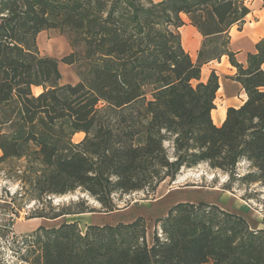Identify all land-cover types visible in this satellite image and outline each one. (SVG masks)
Masks as SVG:
<instances>
[{
  "label": "trees",
  "instance_id": "16d2710c",
  "mask_svg": "<svg viewBox=\"0 0 264 264\" xmlns=\"http://www.w3.org/2000/svg\"><path fill=\"white\" fill-rule=\"evenodd\" d=\"M249 12L245 0H0V163L26 160L21 180L35 200L81 190L104 211L114 194L154 191L201 163L234 177L245 161L240 179L264 187V38L245 67L229 49ZM182 14L202 37L196 63ZM46 30L68 36L60 61L37 49ZM223 56L247 98L216 126L218 77L200 76ZM59 62L78 68L77 83H61ZM146 232L142 216L84 231L39 226L34 264H264V231L215 204L177 203L155 220L150 244Z\"/></svg>",
  "mask_w": 264,
  "mask_h": 264
},
{
  "label": "rangeland",
  "instance_id": "374dc122",
  "mask_svg": "<svg viewBox=\"0 0 264 264\" xmlns=\"http://www.w3.org/2000/svg\"><path fill=\"white\" fill-rule=\"evenodd\" d=\"M245 1L252 12L264 10V0ZM181 18L184 22L182 28L192 27L186 15L182 14ZM235 29L236 27L233 30ZM36 46L41 55L54 57L58 61L72 51L68 36L57 30L40 32L36 37ZM190 57L193 63H196L197 52L195 56ZM58 67L62 84L78 82V68L75 65L59 62ZM193 84L196 82L193 81ZM40 90L33 88L35 94ZM83 137V134L74 135L73 142L77 143ZM26 166L25 159H11L0 163V264H34L35 256L38 255V244L30 235L39 226L57 227L64 221H69L70 217L59 221L46 218L34 221L36 218L31 217L38 213L51 214L62 209L75 211L86 207L94 211L87 212L94 216L89 222L110 225L130 222L142 216L146 222L149 244L155 220L164 217L170 207L180 202L215 204L222 210L242 216L251 229L264 231V187L260 183L247 184L240 179L248 172V164L245 161L237 164L234 177L201 163L189 169H182L174 181L166 179L154 191L114 194L111 197L112 211H104L97 200L81 190L54 198L48 197L49 203L35 200L25 191L21 180ZM78 223L84 231L85 222ZM18 235L23 236L21 240L16 239Z\"/></svg>",
  "mask_w": 264,
  "mask_h": 264
},
{
  "label": "crops",
  "instance_id": "0c3cea01",
  "mask_svg": "<svg viewBox=\"0 0 264 264\" xmlns=\"http://www.w3.org/2000/svg\"><path fill=\"white\" fill-rule=\"evenodd\" d=\"M247 7L249 8L248 5ZM234 27H236L235 30H233ZM179 33L184 50L189 54V56H195L196 52L198 53L201 48V35L194 27H181L179 28ZM229 35V49L235 54L236 62L245 67L248 53H254L255 44L260 39L264 38V10H258L257 12H252L250 10L249 14L245 17L241 28L238 29L237 25L233 26L230 29ZM212 71H214L218 77L219 88L216 92V98L214 101L215 109L211 111V118L214 125L220 126L225 120L227 109L230 107L238 108L244 103L247 96L241 85L231 79L236 74V68L231 66L226 56L221 57L220 60H214L203 64L201 67L200 82L205 83ZM65 217H70V220L66 221V223L76 222L79 228H81V225L78 222L81 221L85 222L83 225L84 228L88 225H104L103 222H89V220L94 217L90 213L65 215L53 220L59 221ZM95 218L97 219V217ZM35 220L39 221L41 219L36 218L34 221Z\"/></svg>",
  "mask_w": 264,
  "mask_h": 264
},
{
  "label": "built area",
  "instance_id": "2783aa9c",
  "mask_svg": "<svg viewBox=\"0 0 264 264\" xmlns=\"http://www.w3.org/2000/svg\"><path fill=\"white\" fill-rule=\"evenodd\" d=\"M0 221H2V220H0ZM22 237H23V236L18 235V236H16V239L21 240Z\"/></svg>",
  "mask_w": 264,
  "mask_h": 264
},
{
  "label": "water",
  "instance_id": "95a60500",
  "mask_svg": "<svg viewBox=\"0 0 264 264\" xmlns=\"http://www.w3.org/2000/svg\"><path fill=\"white\" fill-rule=\"evenodd\" d=\"M53 198L55 197V196H52Z\"/></svg>",
  "mask_w": 264,
  "mask_h": 264
}]
</instances>
